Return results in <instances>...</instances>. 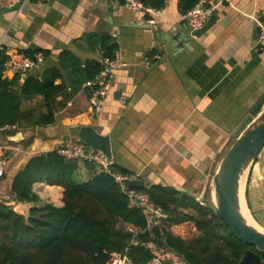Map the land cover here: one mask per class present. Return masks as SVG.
I'll return each mask as SVG.
<instances>
[{
	"label": "crops",
	"instance_id": "obj_1",
	"mask_svg": "<svg viewBox=\"0 0 264 264\" xmlns=\"http://www.w3.org/2000/svg\"><path fill=\"white\" fill-rule=\"evenodd\" d=\"M204 1L205 8L218 12V19L199 37H189L179 0H167L155 24L148 23L152 17L147 13L130 10L119 0H0V38L6 48L49 52L42 67L31 74L60 68L65 50L82 61L99 58L101 52L89 37L100 32L115 37L117 52L126 62L115 70L99 112L81 88L58 106L53 124L0 131V159L5 161L0 195H10L15 174L31 157L85 143L80 129L91 126L109 137L110 159L132 172L133 179L176 188L199 196L203 203L211 201L213 177L224 154L256 117L254 109L264 99V49L257 45L264 0ZM64 82L70 86L67 73ZM78 176H89L83 164ZM41 187L33 188L41 201H59L63 195L60 186H46L56 188L57 196ZM244 191L246 213L264 229V148L250 167ZM34 205L20 202L16 211L29 213ZM171 230L183 238L191 230L197 232L193 222ZM156 252L164 264H184L173 252Z\"/></svg>",
	"mask_w": 264,
	"mask_h": 264
},
{
	"label": "trees",
	"instance_id": "obj_2",
	"mask_svg": "<svg viewBox=\"0 0 264 264\" xmlns=\"http://www.w3.org/2000/svg\"><path fill=\"white\" fill-rule=\"evenodd\" d=\"M126 0H119L124 4ZM145 7L159 9L167 0H139ZM199 0H179V10L186 15ZM152 17L151 14H147ZM186 22V20L184 19ZM99 58L82 61L73 52L60 53V68H45L40 74L5 76L8 55L0 54V127L34 128L56 122L58 106L81 88L89 95L98 85L103 70L102 59L114 58L119 49L108 32L90 35ZM36 52H26L33 55ZM45 56L49 52H44ZM68 74L70 86L64 82ZM42 96L35 104L26 101ZM62 96V101L58 100ZM264 99L254 109L257 116ZM82 164L89 171L80 179ZM112 172L132 177V172L112 164L103 170L96 161L79 160L62 155L59 150L37 154L29 159L13 178L11 195L21 202H34L29 215L19 213L6 200H0V264H107L114 252L126 254L127 264H148L160 256L156 250L173 252L184 264H238L247 249L256 251L264 264V252L242 241L219 218L211 205L194 196L159 183L137 189L168 213L162 227L147 229L142 210L130 207L129 199ZM36 183L64 188L63 205L43 202L33 191ZM52 188V187H51ZM56 190V188H53ZM57 191V190H56ZM193 222L197 232L191 238L175 234L171 227ZM129 224L141 231L132 233L121 225Z\"/></svg>",
	"mask_w": 264,
	"mask_h": 264
},
{
	"label": "built area",
	"instance_id": "obj_3",
	"mask_svg": "<svg viewBox=\"0 0 264 264\" xmlns=\"http://www.w3.org/2000/svg\"><path fill=\"white\" fill-rule=\"evenodd\" d=\"M29 1L30 0H26ZM205 1L199 0L195 6L188 11L184 16L187 22V26H191L193 31L202 29L210 19L211 15L214 13L213 8L207 9L204 6ZM130 10L133 11H143L147 14H151L152 18L148 20V23L155 24V16H161L164 13V7L159 9H154L151 7H145L143 3L139 0H126L123 4ZM257 45L260 49H264V23L259 24L258 28V40ZM5 51L8 55V59L5 62V72L12 74H22L27 75L30 71L39 69L45 62V55L42 52H36L33 55H28L21 51H9L4 41L0 38V54ZM159 58V55L156 56ZM103 70L97 77L96 81H89L86 83L87 86L98 85V87L91 91L88 95L89 104L94 110V112H99L101 107L109 94L114 79L115 70L120 69L126 65L123 61L120 52H116L114 58L104 57L102 59ZM17 129L16 125H7L0 127V131ZM90 147V146H89ZM92 148V149H91ZM62 155L69 158H76L79 160L96 161L103 170L109 171L110 165L113 161L104 155L103 152L96 150L93 147L88 148L85 143H75L66 146L59 150ZM5 174V161L0 159V179ZM113 177L121 185L122 189L128 196L129 206L135 207L142 210L146 218L147 229L152 230L153 228L162 227L164 221L168 219V213L164 210L162 206L156 205L149 197V195L137 189L136 187H129V181L133 179L127 175L121 174L119 172H112ZM197 200L201 201L199 196L195 197ZM0 200L9 201V203L16 210L17 204L21 201L15 200L14 196L3 194L0 195ZM203 203V202H202ZM134 234H137L140 229L131 226L128 228ZM128 258L126 254L122 253H112L107 261V264H127ZM148 264H164L160 256L153 257Z\"/></svg>",
	"mask_w": 264,
	"mask_h": 264
},
{
	"label": "water",
	"instance_id": "obj_4",
	"mask_svg": "<svg viewBox=\"0 0 264 264\" xmlns=\"http://www.w3.org/2000/svg\"><path fill=\"white\" fill-rule=\"evenodd\" d=\"M217 19L218 12L215 11L202 29L193 31L191 26H187L185 28V34L189 37H199L210 28ZM26 76V74L22 75V78L25 80ZM79 136L88 146L103 152L104 155L109 158L112 157L109 137L99 134L91 126L81 127ZM14 139H18L17 135ZM263 148L264 109H262L254 120L241 132L224 154L213 177V195L210 201V205L215 214L221 218L242 241L255 246L262 252H264V231L260 230L256 225L250 224L242 213L241 178L246 172L247 179L251 165L255 162ZM38 185L45 187L49 186L46 183H36L35 187ZM150 185V182H145L137 178L129 181L130 188H145ZM214 197L216 200H214ZM238 264H263V262L256 251L247 249Z\"/></svg>",
	"mask_w": 264,
	"mask_h": 264
},
{
	"label": "rangeland",
	"instance_id": "obj_5",
	"mask_svg": "<svg viewBox=\"0 0 264 264\" xmlns=\"http://www.w3.org/2000/svg\"><path fill=\"white\" fill-rule=\"evenodd\" d=\"M263 109H264V107H263ZM254 120V119H253ZM49 186H51V185H49ZM45 187V186H44ZM44 187H41L42 189H44ZM53 189V188H52ZM38 191V190H37ZM56 191V190H55ZM39 193V192H38ZM243 195H244V193L242 192V200H243ZM63 195L60 197V199H59V201H53V200H50V199H48V198H43L42 199V201L44 200V202H49V203H53L54 205H57V206H61V204H63ZM209 204H210V201H209ZM20 209H23V210H27L26 209V207L25 206H22V208H20ZM25 215H29V213H25ZM252 223L254 224V225H256L258 228H260V230H262V231H264V229L263 228H261V227H259L254 221H252ZM121 227H123V225H121ZM185 227H187V228H189V229H192V228H190V226H185ZM186 228V229H187ZM196 234V233H195ZM193 232H192V230L191 231H189V233L187 234V238H191V237H193L194 235H195ZM166 260V259H165ZM167 261V260H166ZM166 261H165V263H166Z\"/></svg>",
	"mask_w": 264,
	"mask_h": 264
},
{
	"label": "bare ground",
	"instance_id": "obj_6",
	"mask_svg": "<svg viewBox=\"0 0 264 264\" xmlns=\"http://www.w3.org/2000/svg\"><path fill=\"white\" fill-rule=\"evenodd\" d=\"M245 180H246V172L244 173V175H242V178H241V200H242V192L244 193ZM55 187H56V186H55ZM45 191L52 192L53 194H54V192H56L55 195H56V196L58 195V192L55 191L54 189H52L51 187H45ZM214 200H216L215 197H214ZM56 201H57V200H56ZM242 201H243V200H242ZM242 213H243V215L246 217V219L248 220V222H249L250 224L254 225V224L252 223V220L250 219V217H249L248 214L246 213V211H245V209H244V206H243V203H242ZM254 226H255V225H254Z\"/></svg>",
	"mask_w": 264,
	"mask_h": 264
}]
</instances>
